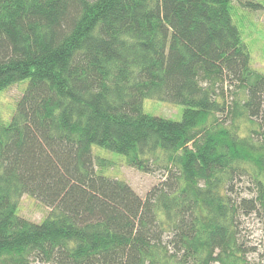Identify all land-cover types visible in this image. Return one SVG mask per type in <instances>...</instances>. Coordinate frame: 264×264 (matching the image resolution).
Returning a JSON list of instances; mask_svg holds the SVG:
<instances>
[{
  "label": "trees",
  "instance_id": "obj_1",
  "mask_svg": "<svg viewBox=\"0 0 264 264\" xmlns=\"http://www.w3.org/2000/svg\"><path fill=\"white\" fill-rule=\"evenodd\" d=\"M236 7L0 0V90L28 80L0 119V264H264L245 232L264 231V72ZM94 144L159 181L141 197ZM23 194L46 217L20 216Z\"/></svg>",
  "mask_w": 264,
  "mask_h": 264
},
{
  "label": "rangeland",
  "instance_id": "obj_2",
  "mask_svg": "<svg viewBox=\"0 0 264 264\" xmlns=\"http://www.w3.org/2000/svg\"><path fill=\"white\" fill-rule=\"evenodd\" d=\"M240 1L243 3L246 1L252 2L255 6H241ZM236 4L238 7L233 10V16L236 23L240 26L242 39L250 48L251 65L258 71L264 72V0H235ZM27 82V79H23L6 89L0 90V119L2 122L9 120ZM142 108L150 114L180 119L183 105L154 98H144ZM92 154L106 157L105 164L102 167L104 174L127 181L141 197H144L146 192L160 179L159 171L145 173L137 170L125 163L123 155L101 146L92 145ZM49 209L48 206L38 199L23 194L18 202L17 213L31 221L39 222L46 217ZM245 232L248 234L250 244L261 252L262 243L264 242V231L255 216L246 219ZM259 252L251 253L249 256L260 259L262 256ZM32 264L43 263L33 261Z\"/></svg>",
  "mask_w": 264,
  "mask_h": 264
}]
</instances>
